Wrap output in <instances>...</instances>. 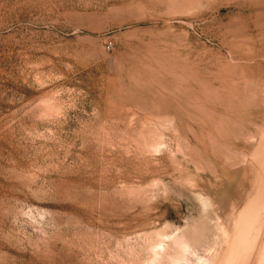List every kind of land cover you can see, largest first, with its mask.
<instances>
[{
  "label": "rangeland",
  "instance_id": "374dc122",
  "mask_svg": "<svg viewBox=\"0 0 264 264\" xmlns=\"http://www.w3.org/2000/svg\"><path fill=\"white\" fill-rule=\"evenodd\" d=\"M262 138L264 0H0V264H220Z\"/></svg>",
  "mask_w": 264,
  "mask_h": 264
},
{
  "label": "bare ground",
  "instance_id": "6f19581e",
  "mask_svg": "<svg viewBox=\"0 0 264 264\" xmlns=\"http://www.w3.org/2000/svg\"><path fill=\"white\" fill-rule=\"evenodd\" d=\"M256 161V163L258 164V172L256 176V182H254L256 183L255 189L253 193L248 197L245 204L236 213V216L232 223V234L228 237L229 246L220 264H264L263 138L260 143V149L256 156ZM224 235L225 237H227L225 230H223V236ZM186 250L188 251V248ZM215 251H217V249Z\"/></svg>",
  "mask_w": 264,
  "mask_h": 264
}]
</instances>
